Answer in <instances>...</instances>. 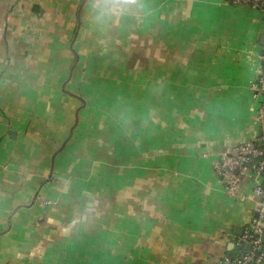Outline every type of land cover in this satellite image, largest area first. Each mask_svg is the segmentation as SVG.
Here are the masks:
<instances>
[{"label": "crops", "instance_id": "1", "mask_svg": "<svg viewBox=\"0 0 264 264\" xmlns=\"http://www.w3.org/2000/svg\"><path fill=\"white\" fill-rule=\"evenodd\" d=\"M226 1L0 0V264L227 256L254 200L216 168L264 134V23Z\"/></svg>", "mask_w": 264, "mask_h": 264}, {"label": "built area", "instance_id": "2", "mask_svg": "<svg viewBox=\"0 0 264 264\" xmlns=\"http://www.w3.org/2000/svg\"><path fill=\"white\" fill-rule=\"evenodd\" d=\"M231 6L247 5L262 15L264 23V0H227ZM258 73L251 82L252 97L259 104L260 122L264 114V51L259 57ZM216 173L221 179L226 194L238 197L243 182L252 184L254 200L252 217L242 236L233 238V252L215 264H264V134L240 144L222 155ZM248 246V249L245 248Z\"/></svg>", "mask_w": 264, "mask_h": 264}, {"label": "clouds", "instance_id": "3", "mask_svg": "<svg viewBox=\"0 0 264 264\" xmlns=\"http://www.w3.org/2000/svg\"><path fill=\"white\" fill-rule=\"evenodd\" d=\"M106 6L101 9L102 11H120V7L118 5H111V6H107V3H106V0H104ZM137 2V0H121V3L123 5H132V4H135Z\"/></svg>", "mask_w": 264, "mask_h": 264}, {"label": "water", "instance_id": "4", "mask_svg": "<svg viewBox=\"0 0 264 264\" xmlns=\"http://www.w3.org/2000/svg\"><path fill=\"white\" fill-rule=\"evenodd\" d=\"M260 44L264 46V36H261L260 38ZM239 229V232H238ZM243 229L242 228H235V235L240 237L242 236ZM246 249H248V246H245ZM234 246L232 244L229 245L228 247V254L227 256H230L231 254H234L233 252Z\"/></svg>", "mask_w": 264, "mask_h": 264}]
</instances>
